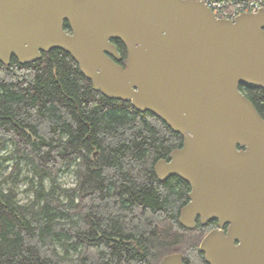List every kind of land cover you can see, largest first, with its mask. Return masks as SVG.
I'll return each mask as SVG.
<instances>
[{"label":"water","instance_id":"95a60500","mask_svg":"<svg viewBox=\"0 0 264 264\" xmlns=\"http://www.w3.org/2000/svg\"><path fill=\"white\" fill-rule=\"evenodd\" d=\"M54 48L95 90L184 136L154 171L190 184L182 226L217 220L199 244L205 261L264 264V114L239 90L264 89V8L232 20L197 0H0V62ZM159 264H184L183 255Z\"/></svg>","mask_w":264,"mask_h":264},{"label":"trees","instance_id":"16d2710c","mask_svg":"<svg viewBox=\"0 0 264 264\" xmlns=\"http://www.w3.org/2000/svg\"><path fill=\"white\" fill-rule=\"evenodd\" d=\"M239 90L263 116L264 89ZM183 142L153 113L95 90L63 49L0 62V152L12 148L0 163L15 162L10 178L24 162L31 176L18 180L33 195L23 203L0 179V264H159L173 252L206 264L199 244L217 220L182 226L189 184L154 171ZM67 169L75 181L62 186Z\"/></svg>","mask_w":264,"mask_h":264},{"label":"rangeland","instance_id":"374dc122","mask_svg":"<svg viewBox=\"0 0 264 264\" xmlns=\"http://www.w3.org/2000/svg\"><path fill=\"white\" fill-rule=\"evenodd\" d=\"M12 151V148H8V152ZM8 152L2 150L0 152L1 156L6 155ZM14 161L9 160L0 163V179H5V186H16L18 193V200L21 202H28L32 197V192L28 190L29 180H18L24 178V176H31V172L28 171V168L24 165V162H21L18 166V169H15L12 173V176L9 178L8 175L14 166ZM58 181L62 186H71L75 181V175L72 169L62 170L58 176Z\"/></svg>","mask_w":264,"mask_h":264},{"label":"built area","instance_id":"2783aa9c","mask_svg":"<svg viewBox=\"0 0 264 264\" xmlns=\"http://www.w3.org/2000/svg\"><path fill=\"white\" fill-rule=\"evenodd\" d=\"M204 3L216 18L235 19L244 12L264 8V0H197Z\"/></svg>","mask_w":264,"mask_h":264},{"label":"flooded vegetation","instance_id":"af4514ba","mask_svg":"<svg viewBox=\"0 0 264 264\" xmlns=\"http://www.w3.org/2000/svg\"><path fill=\"white\" fill-rule=\"evenodd\" d=\"M65 25H68L67 23H66V21H65ZM66 29H67V31L68 32H70V29H69V26L67 27L66 26ZM114 40H119V39H117V38H114V39H111L110 41L117 47V51H118V53H119V49H118V45L116 44V42H114ZM12 57H14V56H12ZM11 57V58H12ZM126 57H127V55H126ZM16 58V57H15ZM17 59V58H16ZM126 59V58H125ZM125 59H124V61H123V65H124V62H125ZM11 60V59H10ZM120 60H121V56H120ZM120 60H118V62L120 61ZM17 61H18V59H17ZM10 62V61H9ZM19 62V61H18ZM32 62V61H31ZM20 63V62H19ZM32 138H34V137H32ZM183 180V179H182ZM188 183V182H187ZM189 184V183H188ZM189 186H190V184H189ZM190 190H191V187H190ZM190 192V191H189ZM188 200H189V194H188ZM198 222H200V217L198 216L197 217V219H196V225H197V223ZM217 226V223L215 224V226L213 227V228H215ZM212 228V229H213ZM227 228V226H225V229ZM203 253V252H202ZM203 255H204V261H205V254L203 253ZM206 262V261H205ZM206 264H208L207 262H206Z\"/></svg>","mask_w":264,"mask_h":264}]
</instances>
